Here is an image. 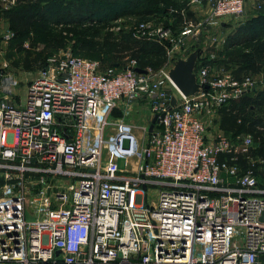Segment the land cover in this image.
<instances>
[{
  "label": "built area",
  "instance_id": "2783aa9c",
  "mask_svg": "<svg viewBox=\"0 0 264 264\" xmlns=\"http://www.w3.org/2000/svg\"><path fill=\"white\" fill-rule=\"evenodd\" d=\"M206 2L209 14L178 32L136 24L135 38L165 49L158 69L139 73L129 58L101 68L59 50L26 80L21 102L2 64L0 264H264V160L259 177L248 167L252 134L205 124L229 100L264 91V73L236 79L205 62L203 45L198 92L183 96L169 77L188 36L220 45L224 20L247 13V0ZM139 105L150 120L164 113L151 132L150 120L125 119Z\"/></svg>",
  "mask_w": 264,
  "mask_h": 264
},
{
  "label": "rangeland",
  "instance_id": "374dc122",
  "mask_svg": "<svg viewBox=\"0 0 264 264\" xmlns=\"http://www.w3.org/2000/svg\"><path fill=\"white\" fill-rule=\"evenodd\" d=\"M68 4L64 9L70 10L69 15L64 14L65 10L61 12L62 9H56L52 11V15L46 20L39 22H34L31 30L24 35L14 34L12 28L9 25V21L6 17L8 10L18 6L17 2H8L0 0V67L5 62L8 66L7 70L11 73V76L15 78L16 84L14 85L13 93L10 94L11 99H17L16 96L22 95L20 97L21 102L24 100V87L26 85V80L33 78L37 71L40 69V65L43 64L47 57L59 50L69 51L73 55H81L86 58H91L97 60L101 65L107 63L110 59L112 40L110 34L115 33H128L132 35L134 27L136 24L142 21H151L153 23H160L162 25L172 26L174 32H178L180 29V21L177 23L171 12H174L175 8H184L182 10V17L185 21H197L202 17H205L209 14V11L206 10V3H203L196 8L195 5H192L189 0H148L152 13L145 16H128L121 15L116 19H112L113 16L117 13H120L122 9L126 8L128 5H132L137 2V0H121L120 4L114 6V0H106L105 3H110L107 8L103 9V6H99L93 2V0H84L85 5H90L95 9V17H87L88 11H84L82 0H63ZM257 0H247V9L250 6L252 9L255 8ZM74 6V7H73ZM254 6V8H253ZM72 8V9H70ZM168 9V10H167ZM199 10H202L201 13ZM210 10V9H208ZM256 10L255 12L250 11L251 13L245 14L243 18L224 20L222 28H220V45L215 44L214 42H203V36H199V45L196 47L194 45L189 46L184 52L181 53V56L178 58H186L191 52L196 48L200 52L201 48L206 47V59L210 62V66H215L217 70L223 69L221 65V56L220 53L223 50L226 38L234 33L239 26H242L250 18L256 17L264 12V6L261 10ZM61 14V15H60ZM60 15V18L57 16ZM102 18H98V17ZM73 20H82L81 23H71L69 21ZM94 22H88L93 21ZM84 21L88 23H84ZM101 21V22H100ZM179 25V26H178ZM87 30H96L98 33L96 38H99L103 42L107 40L106 44L104 43V50L97 51L95 54L83 53L79 54L75 52V34L78 30L81 29ZM118 28H121L119 31ZM90 30V31H91ZM10 33L12 34L8 41H4V35ZM54 35H62L64 41L66 42L65 47L59 50H54L53 48L46 47L47 41ZM106 38V39H105ZM213 54V57L210 58L209 53ZM219 53V54H218ZM37 54H40V59L38 63L33 64V57ZM199 55V54H198ZM209 57V58H208ZM24 58H26L30 66L29 70H25L23 67ZM128 61V57L123 58L122 63L125 65ZM153 69V68H152ZM228 72V71H225ZM255 78L259 77V74L253 75ZM23 91V92H22ZM256 116L261 115L258 111L255 112ZM120 114H115L113 117H117ZM149 112L146 108L139 105L132 109L131 113L126 116V121L132 123L135 127L141 128L144 124L148 123ZM264 117V114H262ZM119 117V116H118ZM216 121L219 126V111L205 119V124L207 130L210 132L213 130ZM222 131V130H221ZM225 134V133H224ZM228 135V134H225ZM257 137L253 135V145L251 151L254 157V161L249 163V168L252 169L257 176H262L260 168L262 164L260 160H264V146H261L260 142L256 140ZM119 166H123V160L118 161ZM152 195V194H151ZM30 219V216H27ZM260 261L264 263V256L260 258Z\"/></svg>",
  "mask_w": 264,
  "mask_h": 264
},
{
  "label": "trees",
  "instance_id": "16d2710c",
  "mask_svg": "<svg viewBox=\"0 0 264 264\" xmlns=\"http://www.w3.org/2000/svg\"><path fill=\"white\" fill-rule=\"evenodd\" d=\"M104 1L106 0H93L97 5L103 6V9H108L106 5L110 3H105ZM15 2H17L18 6L8 10L6 17L16 35L27 34L34 22L48 19L52 15L53 10L62 9L61 12L64 11V7L68 4V2L66 3L63 0H15ZM120 2L121 0H114V6L120 4ZM82 3L84 4L83 12L88 11L87 17H95L94 7L85 5L84 0H82ZM263 6L261 4L258 11ZM151 9L153 8L150 7L148 0H137L136 3L128 5L120 13L115 14L112 19H116L121 15H150L152 13ZM175 9L171 14L177 23L181 22V25L185 21L182 17V10L184 8L178 7ZM65 13L69 15L70 10L68 9L67 12L65 10ZM60 15L57 18H60ZM98 18L102 17L99 16ZM72 21L69 22L81 23L82 20ZM88 22H94V20ZM88 22L84 21V23ZM170 27L172 28V26ZM118 29L119 31L121 30V28ZM90 30L91 28H87V30L82 28L75 34L74 50L76 53L95 54L97 51L104 50V43L106 44L107 40L103 42L99 38H96L98 32ZM110 35L112 36L110 59L107 63L102 64L101 68L111 66L121 67L123 66L122 60L125 57L135 60L136 66L143 69L147 67L158 69L167 60L165 49L158 42L135 38L133 35L125 32ZM65 45L66 42L62 35H54L48 39L46 47L47 49L53 48L54 50H59L65 47ZM220 56L224 71L230 72L236 79H241L249 74L257 75L264 73V12L250 18L245 24L239 26L234 33L230 34L226 38ZM39 59L40 54L34 56L33 64L38 63ZM24 61L23 67L25 70H29L32 66H30L26 58H24ZM205 62L209 63L210 61L205 59ZM44 64L45 62L40 65V69L44 67ZM257 111L261 115L256 116L255 112ZM262 114H264V91L258 89L251 90L237 98L229 100L220 107L219 126L229 136L250 133L257 137L256 140L260 142L261 146H264V117ZM251 153L252 151L250 150L248 155L253 156ZM239 164L242 167L246 166V161L242 156L239 158Z\"/></svg>",
  "mask_w": 264,
  "mask_h": 264
},
{
  "label": "water",
  "instance_id": "95a60500",
  "mask_svg": "<svg viewBox=\"0 0 264 264\" xmlns=\"http://www.w3.org/2000/svg\"><path fill=\"white\" fill-rule=\"evenodd\" d=\"M198 48H196L193 52H191L186 58H177L173 61V66L169 70V77L175 86L178 88L180 93L183 96H190L194 93L198 92L200 89L199 84L196 82V77L194 73L195 63L198 58ZM135 71L139 73L145 72V69L136 67ZM207 87V86H206ZM175 103V97L172 96L170 100V104L167 106L169 109ZM164 113H161L159 117L154 115L149 123L148 131L151 132L153 130L154 124L158 123L160 118H162ZM145 189L146 187L143 186ZM264 219V213L261 216Z\"/></svg>",
  "mask_w": 264,
  "mask_h": 264
},
{
  "label": "crops",
  "instance_id": "0c3cea01",
  "mask_svg": "<svg viewBox=\"0 0 264 264\" xmlns=\"http://www.w3.org/2000/svg\"><path fill=\"white\" fill-rule=\"evenodd\" d=\"M257 2H260L262 5H264V0H257ZM204 3H206V6H208L209 5V3H207L206 2V0H204ZM196 8H199V7H196ZM253 8H254V6H253ZM206 10H204V11H210V10H208V9H210V7H206L205 8ZM255 9V8H254ZM254 9H252L250 6L248 7V9H247V13L249 14V13H251L250 11H252V12H255L256 10H254ZM201 11L202 10H199V12L201 13ZM257 12V11H256ZM246 13V14H247ZM183 24V23H182ZM182 24L180 25V28H181V26H182ZM179 26V25H178ZM199 37L197 38V37H194V36H188L187 38H186V40H185V43H184V46H183V52L189 47V46H191V45H194L195 47L197 46V45H199ZM178 55H180L181 56V54H178Z\"/></svg>",
  "mask_w": 264,
  "mask_h": 264
}]
</instances>
